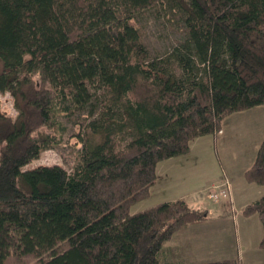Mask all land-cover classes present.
Returning <instances> with one entry per match:
<instances>
[{
	"label": "trees",
	"instance_id": "1",
	"mask_svg": "<svg viewBox=\"0 0 264 264\" xmlns=\"http://www.w3.org/2000/svg\"><path fill=\"white\" fill-rule=\"evenodd\" d=\"M148 10L185 26L162 54L143 40ZM0 58L18 112L0 103V264H165L167 243L209 210L183 197L133 207L161 161L264 105V0H0ZM75 116L82 160L30 166ZM245 177L264 184V140ZM242 212L264 226V194Z\"/></svg>",
	"mask_w": 264,
	"mask_h": 264
},
{
	"label": "crops",
	"instance_id": "2",
	"mask_svg": "<svg viewBox=\"0 0 264 264\" xmlns=\"http://www.w3.org/2000/svg\"><path fill=\"white\" fill-rule=\"evenodd\" d=\"M255 109L264 113V105L248 110ZM260 117L261 124L255 126L254 137L248 139L249 143L254 140V148L249 149L250 155L240 157L239 152L235 153L239 157L231 156L235 151L233 142L228 143L230 151H224L223 147L217 149V156L222 162L221 172L217 170L204 182L196 181L200 176L199 168H195V164L191 162L194 142L203 136L192 142L189 152L159 163L158 180L153 188L159 193L160 201L183 197L192 204L197 196L201 202L212 201L206 196L209 187L221 182H227L229 186L227 197L212 201L214 208L206 207L211 212L208 218L189 223L167 243L161 253L165 264H191L227 258H239L242 264H264V248L259 245L264 232L263 222L257 213L246 216L242 212L248 203L264 194V184L249 182L245 177V171L254 163L259 145L264 140V117ZM219 141V137L214 140L217 144ZM201 142L208 143V140ZM196 182L199 184L194 187ZM137 206L134 210L149 207L140 206L142 208L138 209Z\"/></svg>",
	"mask_w": 264,
	"mask_h": 264
},
{
	"label": "rangeland",
	"instance_id": "3",
	"mask_svg": "<svg viewBox=\"0 0 264 264\" xmlns=\"http://www.w3.org/2000/svg\"><path fill=\"white\" fill-rule=\"evenodd\" d=\"M139 21L145 26V35L143 40L146 46L151 50L153 54H162L171 49L178 41H180L185 35V26L182 19L175 18L173 16L167 17L163 13H159L154 10H148L139 15ZM4 61L0 58V72L4 70ZM0 103L2 110L12 116L17 115V111L12 108L14 104V98L9 92H0ZM16 108V107H15ZM253 108V107H252ZM261 110H240L229 114L222 122V128L216 134L203 135V138L194 142L193 156L191 162L194 163L195 168H199V177L196 181L204 182V180L220 171L222 165L221 160L217 156V149L223 147L224 151H230L228 143L233 142L234 153L231 156L245 157L254 148V140L249 143L248 139H252L256 130L255 126L261 124V117H264V113H260ZM260 115V116H259ZM67 125V130L62 141L58 142L55 146H52L43 151L38 159H35L30 166H36L41 164H61L67 169L71 170L77 162L82 160L83 155V125L79 123L77 117L63 118ZM82 121V119H80ZM262 127V126H261ZM216 137L220 138L219 143H215ZM256 137V135H255ZM203 139V140H202ZM208 143H202L201 141H207ZM206 144V145H205ZM261 144V143H260ZM260 146V145H259ZM232 151V150H231ZM240 155L235 153H239ZM250 155V154H249ZM201 162V165L200 163ZM174 161L171 162L172 166ZM205 163V164H204ZM205 165V169H204ZM194 168V169H195ZM218 170V171H217ZM163 172V170H162ZM194 172V171H193ZM162 177V176H161ZM223 183V182H221ZM199 183H195L194 187ZM218 184V183H217ZM202 185V184H201ZM155 189L153 188L152 191ZM208 200H212L210 197V187L207 189ZM159 193L153 192L147 199L141 201L133 207L137 206H152L161 201ZM197 196L192 203L195 207L204 209L214 208V200L212 201H199ZM197 202V203H196ZM143 203V204H142ZM208 207V208H206ZM214 212V210L212 209ZM209 213H211L209 211ZM255 214V213H254ZM246 215V214H245ZM252 215V214H251ZM247 216V215H246ZM262 248V247H261Z\"/></svg>",
	"mask_w": 264,
	"mask_h": 264
},
{
	"label": "built area",
	"instance_id": "4",
	"mask_svg": "<svg viewBox=\"0 0 264 264\" xmlns=\"http://www.w3.org/2000/svg\"><path fill=\"white\" fill-rule=\"evenodd\" d=\"M12 108H15V106L12 104ZM210 197L212 200L219 201L222 197H227L229 195V186L227 182L223 183H216L210 187Z\"/></svg>",
	"mask_w": 264,
	"mask_h": 264
}]
</instances>
